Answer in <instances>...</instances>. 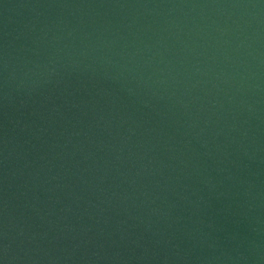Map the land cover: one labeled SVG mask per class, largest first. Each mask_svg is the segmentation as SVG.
<instances>
[{
	"label": "water",
	"instance_id": "water-1",
	"mask_svg": "<svg viewBox=\"0 0 264 264\" xmlns=\"http://www.w3.org/2000/svg\"><path fill=\"white\" fill-rule=\"evenodd\" d=\"M0 264H264V0H0Z\"/></svg>",
	"mask_w": 264,
	"mask_h": 264
}]
</instances>
